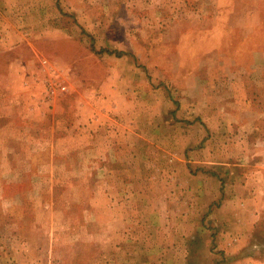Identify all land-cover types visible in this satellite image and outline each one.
<instances>
[{"label":"rangeland","instance_id":"1","mask_svg":"<svg viewBox=\"0 0 264 264\" xmlns=\"http://www.w3.org/2000/svg\"><path fill=\"white\" fill-rule=\"evenodd\" d=\"M0 264H264V0H0Z\"/></svg>","mask_w":264,"mask_h":264},{"label":"built area","instance_id":"2","mask_svg":"<svg viewBox=\"0 0 264 264\" xmlns=\"http://www.w3.org/2000/svg\"><path fill=\"white\" fill-rule=\"evenodd\" d=\"M63 90H65V88H62Z\"/></svg>","mask_w":264,"mask_h":264},{"label":"crops","instance_id":"3","mask_svg":"<svg viewBox=\"0 0 264 264\" xmlns=\"http://www.w3.org/2000/svg\"><path fill=\"white\" fill-rule=\"evenodd\" d=\"M43 102H45L44 99H43Z\"/></svg>","mask_w":264,"mask_h":264}]
</instances>
